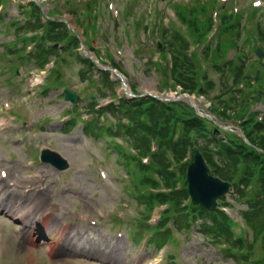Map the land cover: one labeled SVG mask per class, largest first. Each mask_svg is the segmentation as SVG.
I'll return each instance as SVG.
<instances>
[{"label": "rangeland", "instance_id": "rangeland-1", "mask_svg": "<svg viewBox=\"0 0 264 264\" xmlns=\"http://www.w3.org/2000/svg\"><path fill=\"white\" fill-rule=\"evenodd\" d=\"M36 1L44 4L45 13L54 6L65 4V11L70 7L69 0ZM70 1L77 4L73 10L80 13L78 4L82 0ZM100 1L101 16L98 18L96 35V41L102 50L99 59L102 58L105 64H109L108 61L113 58L119 60L123 64L129 85H136L139 93L155 92L169 98L176 97L177 91L165 92L162 88L164 83L154 68V62L159 58L156 45L147 42L146 27L152 29L150 22L156 18L152 12H157L154 4L156 0H107L113 2L115 8L123 13L118 16L120 19L115 24L107 1L105 8L103 0ZM166 1L168 0L161 2L165 5ZM187 1L191 5L194 2L199 4L198 0ZM253 1L240 0L238 6L243 7ZM20 2L6 0L0 4V10L3 9L1 14L5 16L4 20L0 18V169L8 174L5 180L0 181V264H251L254 259L264 264V240L261 236L255 238L251 227L243 219L242 214L247 210V205L236 203L232 195L227 197V202L231 205L228 212L236 223L233 228L236 233L234 237L240 236L246 242L243 252L226 245L227 242L223 240L220 244H213L216 239L205 234L201 220L194 223L193 229L187 234L185 230L179 231L171 227L172 238L165 240V247L157 248L153 245L157 242L158 235L169 228L171 223L165 227L155 225L159 221V212L164 208H158L154 213L147 209L145 203L139 204L138 192L144 194L146 190L139 183L140 174L133 168L138 164L132 157L125 158L112 145L115 140L114 142L127 149L129 155L137 156L134 146L129 143L131 139L128 136L117 137L118 139L102 137L104 132L100 131V127L110 124L115 126V120L110 115L102 117V125L94 126L93 131L84 129L85 121L83 127L76 115L77 110L81 109L79 114L86 120L91 119L89 113L85 112L91 95L96 96V105L113 102L114 97L106 90H98V73L75 56L76 53L74 56L63 53L58 63L54 66L50 64L41 71L34 66L31 60L39 56L40 48L35 41L27 38L28 31H23L17 42V31L22 32L25 22L22 18L25 16L40 23V15L47 20L53 14L48 12L45 15L39 10L40 15L37 17L30 12V4L22 8L19 6ZM261 2L264 7V0ZM21 4L25 5L27 2ZM183 7L186 9L190 6ZM24 10L27 11L23 15ZM64 17L74 20V16L68 12ZM15 18L22 20L21 28L6 27L3 24ZM116 24L117 34L113 31ZM178 27L187 30L184 32L186 36L190 35V51L198 49L195 47L196 37L188 31L193 29L190 23H183ZM77 29L82 33V29ZM155 39L159 41L160 36ZM7 43L11 46L5 47ZM13 45L17 48L10 54L8 50L15 48ZM141 45L148 51L140 49L138 52L136 49ZM93 55L97 57L96 54ZM64 56L67 60L63 64L61 60L65 59ZM22 57L27 60L18 64ZM251 58L258 59L253 53ZM147 61L149 63L145 66ZM12 64L20 65L16 66L18 76H15ZM54 67L57 74L49 75V70ZM163 67L164 65H160L161 70ZM59 75L63 86L43 92L45 85L50 81L51 85L54 84V77L58 78ZM211 76L217 82V87L212 92L215 95L220 88V76ZM64 88L80 92L85 100L83 105L72 110L70 103L61 96ZM116 90L123 93L121 85L116 86ZM193 98L204 112L209 110V100L201 96ZM258 109L264 113L263 105L258 104ZM68 114L74 119V123L63 122ZM96 119L92 118L90 123ZM234 126L235 124L229 127ZM116 131L117 128H114L112 134ZM97 132H100L101 138ZM45 146L61 152L70 161L71 168L60 172L40 163V149ZM10 183L15 186L9 187ZM15 203H19V206L27 205L18 216L23 217L25 222L30 221L29 225L32 224L34 234L31 239L28 233L26 236L21 235L20 228L24 221L14 220L16 212L11 206ZM89 221L95 222L96 227L89 226ZM67 228H71L70 231ZM65 232L69 237L68 245L64 246L69 249L66 254L60 253L59 248L56 250V243ZM223 238L226 239V236ZM48 240H51L50 244L42 243ZM150 241H153L152 245ZM229 250H233L232 253ZM245 256L249 260H245Z\"/></svg>", "mask_w": 264, "mask_h": 264}, {"label": "trees", "instance_id": "trees-1", "mask_svg": "<svg viewBox=\"0 0 264 264\" xmlns=\"http://www.w3.org/2000/svg\"><path fill=\"white\" fill-rule=\"evenodd\" d=\"M214 5L199 3L181 11V17L193 27L192 33L201 45L206 43L214 25L211 16ZM39 10L33 4L32 13L37 17ZM247 13V24H244L242 15H236L233 11L225 12L222 27L217 34V48L213 50L211 43L205 46L203 60L209 70L199 63L201 59L198 55L189 52V42L180 33L170 35L158 19L154 20V25L150 23L161 34L162 43L172 62L170 81H162L165 82L162 88L175 91L181 88V93L206 98L210 101V112L216 116V121L222 125H239L246 140L236 132L220 129L216 123L200 116L185 101L163 102L154 98L129 101L122 98L119 107L112 105L107 109L118 121L115 135L128 136L131 139L129 143L138 153L137 156L129 155L118 145L112 144L125 158L132 157L138 164L133 168L140 174L139 183L146 190L144 194L138 192L139 204L145 203L149 211L155 205H169L159 227H165L173 221L175 228L187 233L191 223L200 217L206 233L215 237L216 243L226 241L232 248H238V251H243V239H233L231 229L234 223L223 211L191 205L186 174L194 158V149L197 148L205 157L212 174L232 183L236 201L243 202L246 199L248 210L244 213L245 220L256 237L263 236L264 239V114L255 110L259 103L264 105V57L255 60L251 58V53L256 55L258 43L264 45V19L259 11L251 7ZM251 20L255 21L257 34L246 27ZM37 27L38 23L33 29ZM59 29V33H56L52 24L48 26V38L55 42L65 40L67 31L61 32ZM231 49H236V54L229 60L227 56ZM35 59L37 62L44 59L42 47L40 56ZM114 65L119 68L117 63ZM154 66L161 71L159 62H154ZM210 71L213 76H220V88L215 95L212 92L217 82ZM98 74V90L105 89L113 93L116 84L110 73L100 71ZM164 76L166 79V73ZM123 119H127L129 125H124ZM99 124V120L90 123L89 130L93 131V127ZM99 129L110 134L112 132L111 127ZM98 137H101L100 132ZM153 142L157 147L155 151L152 148ZM145 156L151 159L148 166L141 161ZM179 183L181 188L178 187ZM161 187L167 192L157 193L156 190ZM249 187H252V193L247 198ZM221 205H225V199H222ZM158 236L153 245L161 248L167 242L166 239L172 238V231L167 228ZM232 251L229 250L230 253ZM244 259L249 260L248 256ZM253 264L262 262L256 261Z\"/></svg>", "mask_w": 264, "mask_h": 264}, {"label": "water", "instance_id": "water-1", "mask_svg": "<svg viewBox=\"0 0 264 264\" xmlns=\"http://www.w3.org/2000/svg\"><path fill=\"white\" fill-rule=\"evenodd\" d=\"M258 53L262 56V53H260V51H258ZM117 76L123 80L120 74H117ZM123 85L128 96L132 98L142 97H136L132 95L125 81ZM65 93L66 100H70L74 103H77V101L79 100L78 96L71 90L67 89L65 90ZM155 97L163 100V98L160 96ZM180 98L187 99L196 109H198V107L193 103L192 99L188 96H181ZM205 116L213 120V117L211 115L205 114ZM240 134L243 136L242 132H240ZM41 160L43 163H49L61 171L66 170L70 167V163L59 152L52 151L48 148H44L41 151ZM187 182L188 192L191 197L192 203L196 206L201 205L208 209H216L218 207L219 198L226 195L231 187L230 183H226L219 178L210 176L209 168L206 165L204 157L197 151L194 157V161L189 165L188 168Z\"/></svg>", "mask_w": 264, "mask_h": 264}, {"label": "bare ground", "instance_id": "bare-ground-1", "mask_svg": "<svg viewBox=\"0 0 264 264\" xmlns=\"http://www.w3.org/2000/svg\"><path fill=\"white\" fill-rule=\"evenodd\" d=\"M23 207H27V205L26 206H24V204H22V205H20L19 206V203H15L14 205H12L11 206V209H13L14 210V212H16V214H14V216H18V214H19V212L20 211H22V208ZM30 209V208H29ZM29 209L27 210V213H28V211H29ZM21 217V216H20ZM21 218H23V217H21ZM25 223H29V221H26ZM44 228H46V226L44 227ZM32 229H34L31 225H29L28 227L25 225L24 226V229H23V234L25 235L26 234V232L28 233V236H29V239H31L32 238V235L34 234L33 233V231H32ZM69 231H70V229L71 228H67ZM70 233V232H69ZM68 233V234H69ZM69 237H68V235L66 234V232L62 235V237H61V239L58 241V243H56V250H57V248H59L60 249V253H68L67 252V250H69V249H65V245L67 244V239H68ZM66 240V241H65ZM50 241L51 240H48L47 242H42L43 244H46V245H48V244H50ZM68 245V244H67ZM74 250H72V252H73ZM98 258H100V256L98 257Z\"/></svg>", "mask_w": 264, "mask_h": 264}]
</instances>
